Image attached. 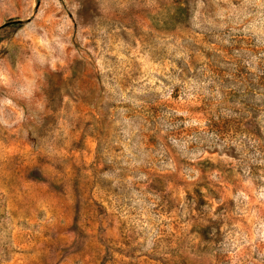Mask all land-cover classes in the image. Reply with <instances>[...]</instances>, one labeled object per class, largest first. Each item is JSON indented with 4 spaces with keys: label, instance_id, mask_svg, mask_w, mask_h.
Here are the masks:
<instances>
[{
    "label": "rangeland",
    "instance_id": "obj_1",
    "mask_svg": "<svg viewBox=\"0 0 264 264\" xmlns=\"http://www.w3.org/2000/svg\"><path fill=\"white\" fill-rule=\"evenodd\" d=\"M0 264H264V0H0Z\"/></svg>",
    "mask_w": 264,
    "mask_h": 264
}]
</instances>
